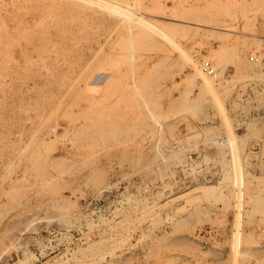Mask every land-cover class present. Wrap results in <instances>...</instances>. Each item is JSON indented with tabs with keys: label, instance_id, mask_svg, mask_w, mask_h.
<instances>
[{
	"label": "rangeland",
	"instance_id": "obj_1",
	"mask_svg": "<svg viewBox=\"0 0 264 264\" xmlns=\"http://www.w3.org/2000/svg\"><path fill=\"white\" fill-rule=\"evenodd\" d=\"M254 53L264 0H0V264H264Z\"/></svg>",
	"mask_w": 264,
	"mask_h": 264
},
{
	"label": "built area",
	"instance_id": "obj_2",
	"mask_svg": "<svg viewBox=\"0 0 264 264\" xmlns=\"http://www.w3.org/2000/svg\"><path fill=\"white\" fill-rule=\"evenodd\" d=\"M249 59L257 63H264V55L261 53H254L253 55L249 56ZM201 70L211 77H216L218 73L210 61H202Z\"/></svg>",
	"mask_w": 264,
	"mask_h": 264
},
{
	"label": "crops",
	"instance_id": "obj_3",
	"mask_svg": "<svg viewBox=\"0 0 264 264\" xmlns=\"http://www.w3.org/2000/svg\"><path fill=\"white\" fill-rule=\"evenodd\" d=\"M227 67H228L229 69H231L232 71H235V67H234V65H232V64H228ZM236 72H237V74H240V73H241V75H244V74H245L244 71L241 72L240 69H239L238 71L236 70ZM255 74H256V76L259 75V76H261L262 78H264V71H261V73H255ZM253 76H255V75H253ZM259 80H261V79H259ZM259 80H257V81H259ZM261 81L264 82V79L261 80ZM251 98L254 99V97L252 96V94H251ZM250 108L252 109L253 112H255V113L258 115L257 118H258L259 121H261V119L264 118V105H262V104L259 103L258 101H252V103H251V107H250Z\"/></svg>",
	"mask_w": 264,
	"mask_h": 264
},
{
	"label": "bare ground",
	"instance_id": "obj_4",
	"mask_svg": "<svg viewBox=\"0 0 264 264\" xmlns=\"http://www.w3.org/2000/svg\"><path fill=\"white\" fill-rule=\"evenodd\" d=\"M192 61V64H191V68L193 69V74L196 78H198L204 85H206L208 83V78L206 76H204L202 73H201V70L197 64V62L193 59L191 60ZM205 74V73H204ZM193 76V77H194ZM213 78V77H211ZM207 82V83H206ZM206 83V84H205ZM209 85V84H208Z\"/></svg>",
	"mask_w": 264,
	"mask_h": 264
}]
</instances>
